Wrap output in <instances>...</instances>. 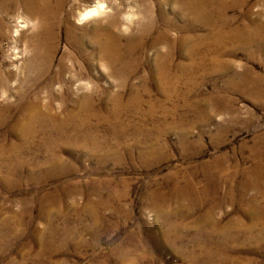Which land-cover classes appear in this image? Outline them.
I'll return each instance as SVG.
<instances>
[{
    "label": "rangeland",
    "instance_id": "rangeland-1",
    "mask_svg": "<svg viewBox=\"0 0 264 264\" xmlns=\"http://www.w3.org/2000/svg\"><path fill=\"white\" fill-rule=\"evenodd\" d=\"M72 1L57 16L53 66L34 85L20 83L28 51L16 40L32 25L15 33L19 12L0 11V90L32 98L50 86L41 98L55 117L67 119L83 95L95 112L86 127L48 130L54 142L21 145L10 125L26 118L27 100L0 93L11 106L0 126V264H264V43L228 46L214 64L212 41L196 54L181 43L209 34L190 30L175 0H151L152 22L127 0H106L111 9L81 21ZM228 14L238 16L232 26L243 18ZM98 24L120 32L123 54L142 38L113 74L94 47L79 54L67 40L69 27L80 41ZM165 32L167 46L153 48Z\"/></svg>",
    "mask_w": 264,
    "mask_h": 264
},
{
    "label": "bare ground",
    "instance_id": "bare-ground-1",
    "mask_svg": "<svg viewBox=\"0 0 264 264\" xmlns=\"http://www.w3.org/2000/svg\"><path fill=\"white\" fill-rule=\"evenodd\" d=\"M81 1H85L90 4L74 12L75 7ZM250 1L251 0H175L178 11L179 13L181 12L180 15L192 22V24L189 25V29L194 30L197 29V27H202L203 29H206L210 35L207 36V39H204L206 40L205 42L202 41L201 38H196L193 41L183 39L184 41H181V43L185 45L190 42L191 51L196 54L201 44H207V42L212 41L211 46L214 47V50L216 49V54L212 57L214 64L215 62L218 63L219 51L224 50L226 47L228 48V46L246 49L251 47L253 44L259 46V43H264V0H256L253 6H250ZM50 2L51 0H0V4L9 3L7 8H0V11L3 13L9 15L10 12H19L15 22V33H18L19 31L22 32L26 28V25L29 27L32 25L33 31L30 35L27 36L25 33H23L16 39L18 43L25 41L22 47L28 51V55L25 57L27 58L25 61L26 64L25 66H22V70L19 73L20 83L24 82V80H31L30 83H33L34 85L35 82L39 81V78H42L44 75L46 76L53 66V58L55 53L54 44L57 40L56 30L59 29L58 26L61 24L58 21L57 16L58 13L62 12L64 9L65 0H56L54 6H52ZM127 2L132 5L140 4L142 8L140 10L141 12L138 14L144 16L146 19H150V22H152L150 18L152 15L151 0H127ZM106 3H108L106 0H73L69 10L73 14H76L81 21H83L97 15H102V12L110 8V6H107ZM230 10H235L243 15L241 22L235 26L232 25L237 20L238 16H229L228 13ZM160 12L162 18L164 13L162 11ZM117 17L118 15L115 12L113 19H119V17ZM111 24L116 25L118 23L113 20ZM148 27L146 28L145 26L144 28L146 29L141 33L149 30ZM3 28L4 24L2 21H0L1 35H3ZM67 31L69 32L67 34V40H70L69 43L76 47L75 49L79 54L83 53L84 48H78L77 46L82 45L85 48L86 46L94 47L97 51L96 60L100 64H105L109 71L114 69L116 70L117 65L125 58L124 56L130 55L133 52V46L140 45L142 40L141 37L136 40L134 37L129 38L126 45V54H123L121 42L122 37L120 32L117 30L113 31L109 26H103L101 24L94 25L91 28L92 32L90 34H83L82 40L80 41L77 38L73 39L76 37V34L73 35V33L76 31L72 32L71 27H69ZM73 40H75L76 45L73 44ZM160 43H165L167 46L166 32L159 34L156 40L152 43V47L156 48ZM210 50H212V48H210ZM156 57L158 60L157 67L164 69V67H162V63L164 62V58L167 60V53H161ZM62 59H68L72 61V53L69 51L66 52ZM205 60L206 59L204 58L202 61L205 62ZM58 70H66L64 61H60ZM116 74L118 75V73ZM58 75L59 73L56 74V76ZM158 76H160V80L164 78V76L160 74ZM53 78V80H56L54 75ZM29 86L28 88H30ZM10 88L11 87H8L7 89L4 88L3 91L0 90V93L4 95L5 92L10 91L12 95L17 94L19 97H23L22 101L25 99L27 100L22 105V109L26 113V118L18 120L17 122L10 125L11 130L20 134V141L22 143L21 145H27L38 137L39 139L41 138L40 141H44L43 143H46L47 141L54 142L53 136H47L48 130L51 129L50 131L53 130L62 132V130L67 128L69 125H72L73 128L77 130L78 128L88 126L89 118H93L95 115V112L90 106L92 102L90 96L86 97L83 95L82 98L84 99L81 100L84 101H82V104L80 103L81 106L78 107L73 113H69L67 115V119H59L55 117L56 115L54 113H52V104L49 102L45 105L42 102L44 100L41 98V93L44 95L47 94L48 96H50L49 94L53 95L54 92L52 91V87L47 86L42 88L43 90L41 92L38 91V93L32 98L27 96V92L30 90H22L19 88L18 91L17 88V91L15 92ZM118 97V94L112 95V98L115 100L118 99ZM139 98L140 97L138 94H136L133 100L135 101ZM10 107L11 106L8 103L4 106L0 104V126H5L8 124L9 118L8 115L5 114L10 109ZM80 116L87 118L79 120L78 118ZM75 139L76 138H73V143L76 141ZM54 140L56 141V139ZM16 152L17 151L15 147L12 145L10 147L9 154H7L8 152H5V158L12 159L10 157H13V154ZM17 159H20V157H17Z\"/></svg>",
    "mask_w": 264,
    "mask_h": 264
}]
</instances>
